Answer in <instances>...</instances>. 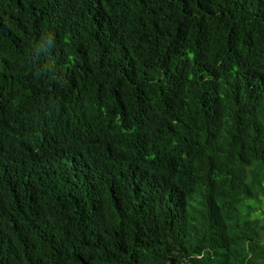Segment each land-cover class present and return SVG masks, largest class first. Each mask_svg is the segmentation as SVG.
<instances>
[{"label":"trees","instance_id":"obj_1","mask_svg":"<svg viewBox=\"0 0 264 264\" xmlns=\"http://www.w3.org/2000/svg\"><path fill=\"white\" fill-rule=\"evenodd\" d=\"M264 0H0V264H264Z\"/></svg>","mask_w":264,"mask_h":264},{"label":"rangeland","instance_id":"obj_2","mask_svg":"<svg viewBox=\"0 0 264 264\" xmlns=\"http://www.w3.org/2000/svg\"><path fill=\"white\" fill-rule=\"evenodd\" d=\"M263 240H264V233H263Z\"/></svg>","mask_w":264,"mask_h":264}]
</instances>
